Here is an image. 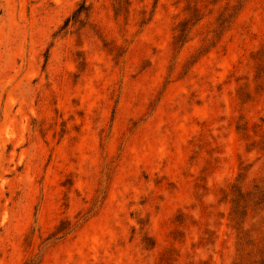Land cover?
<instances>
[{
    "label": "rangeland",
    "instance_id": "1",
    "mask_svg": "<svg viewBox=\"0 0 264 264\" xmlns=\"http://www.w3.org/2000/svg\"><path fill=\"white\" fill-rule=\"evenodd\" d=\"M31 259L264 264V0H0V264Z\"/></svg>",
    "mask_w": 264,
    "mask_h": 264
},
{
    "label": "trees",
    "instance_id": "2",
    "mask_svg": "<svg viewBox=\"0 0 264 264\" xmlns=\"http://www.w3.org/2000/svg\"><path fill=\"white\" fill-rule=\"evenodd\" d=\"M87 14V8L85 5H83L78 11L76 14L79 15V17L82 15V14ZM116 14H118V12L116 11ZM70 23V20H68L65 24V27H68ZM186 22L185 23H181L180 25V29H179V34L177 35V41H181L183 39V37L185 36V32H186V26H185ZM24 264H39L36 260L34 259H31V260H28L26 261Z\"/></svg>",
    "mask_w": 264,
    "mask_h": 264
}]
</instances>
